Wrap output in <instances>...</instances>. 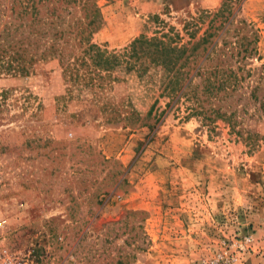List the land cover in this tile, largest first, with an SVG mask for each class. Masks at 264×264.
<instances>
[{
	"label": "rangeland",
	"instance_id": "rangeland-1",
	"mask_svg": "<svg viewBox=\"0 0 264 264\" xmlns=\"http://www.w3.org/2000/svg\"><path fill=\"white\" fill-rule=\"evenodd\" d=\"M224 2L42 5L97 8L90 43L108 53L166 36L191 82L178 99L188 81L170 92L161 66L107 68L84 46L77 72L0 74V244L33 264H264V0H232L228 19Z\"/></svg>",
	"mask_w": 264,
	"mask_h": 264
},
{
	"label": "trees",
	"instance_id": "trees-1",
	"mask_svg": "<svg viewBox=\"0 0 264 264\" xmlns=\"http://www.w3.org/2000/svg\"><path fill=\"white\" fill-rule=\"evenodd\" d=\"M46 1L13 0L19 7L12 6L10 14L0 7V74L28 75L33 72L36 63L46 61L48 58L57 60L63 67V71L74 73L78 70L71 59L74 58L76 61L79 57L76 54L77 47L84 46L81 51L82 59L90 55L107 68L118 66L123 62L126 63L127 70L147 69L150 63L161 66L167 72L166 88L175 93L183 88L185 81H188L178 99L188 94L186 89L191 82V77L179 70L190 60L189 55H185L188 50L186 47L166 41L164 39L166 36L159 38L143 34L132 42L124 55L108 53L90 43L91 34L99 26L97 8L85 11L86 15L83 19L70 16L72 12L64 7L43 9L42 5ZM57 1L76 2L77 0ZM231 3L232 0H225L218 15L228 19L227 14L232 13ZM87 18L88 21H86ZM211 27L212 24L209 29ZM212 36L213 32L208 31L204 40ZM215 71V77L206 79L209 87L224 84L218 79V74L224 71L223 68ZM199 72L200 66L196 73ZM191 110L193 114L198 112L197 108Z\"/></svg>",
	"mask_w": 264,
	"mask_h": 264
},
{
	"label": "built area",
	"instance_id": "built-area-1",
	"mask_svg": "<svg viewBox=\"0 0 264 264\" xmlns=\"http://www.w3.org/2000/svg\"><path fill=\"white\" fill-rule=\"evenodd\" d=\"M6 226V219L1 218L0 229H4ZM252 237L246 238V243L251 242ZM0 264H33V262L24 255H21L19 251L8 245L0 244ZM79 264H83L80 262Z\"/></svg>",
	"mask_w": 264,
	"mask_h": 264
}]
</instances>
